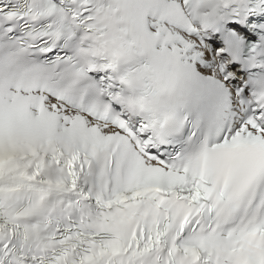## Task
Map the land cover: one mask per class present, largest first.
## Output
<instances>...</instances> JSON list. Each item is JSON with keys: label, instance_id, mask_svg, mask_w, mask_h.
<instances>
[{"label": "snow or ice", "instance_id": "6c2138e0", "mask_svg": "<svg viewBox=\"0 0 264 264\" xmlns=\"http://www.w3.org/2000/svg\"><path fill=\"white\" fill-rule=\"evenodd\" d=\"M0 264H264V0H0Z\"/></svg>", "mask_w": 264, "mask_h": 264}]
</instances>
